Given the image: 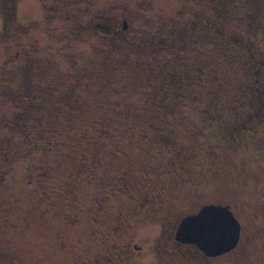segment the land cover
<instances>
[{
  "label": "rangeland",
  "instance_id": "374dc122",
  "mask_svg": "<svg viewBox=\"0 0 264 264\" xmlns=\"http://www.w3.org/2000/svg\"><path fill=\"white\" fill-rule=\"evenodd\" d=\"M223 1L98 0L106 17L120 22L128 16L133 29L127 36L143 40L121 49L114 33L74 36L73 22H47L42 18L44 3L56 0H20L17 19L27 22L28 33L0 43V119L21 112V104L12 99L14 91L34 93L37 105L46 87L56 91L41 107L28 111L32 129L26 128V138L21 140L15 132L7 139L13 153L23 144L24 155L5 161V172L0 173V226L8 231L0 236V253L21 257L17 264H40L45 254H52L55 264H82L76 253L94 256L95 235L72 224L74 217L94 229L97 223L86 221L85 210L93 207V200L107 196L106 183L112 184L108 179L125 174L126 182L146 180L149 167L126 175L124 165L118 168L110 153L112 147L143 140L156 154L161 179L173 189L170 217L185 216L207 201L227 203L242 223L243 237L241 246L220 263L264 264V150L242 141L225 143L232 116L218 108L225 102L245 107L253 101L254 84L264 86V0H225L240 8L233 11L219 9ZM82 6L85 15L92 10L88 3ZM210 21L211 26L205 25ZM146 36L160 46L153 48ZM256 40L261 52L244 47V42ZM22 47L26 52L19 58L3 63L8 51ZM170 104L175 108H167ZM205 106L208 109L202 110ZM222 147L227 158L213 170L209 154ZM98 157L105 161L98 169L102 183L89 180L90 166ZM146 161L145 155H136L138 167ZM76 172L82 176L77 180ZM62 183L73 189L71 196L55 195ZM117 197L107 199L102 215L112 207L118 210L122 201ZM7 205L14 211L6 216ZM43 210L55 219L53 225L70 226L64 246L57 245L63 232L48 228ZM139 215L130 227L120 224L117 240L143 245L142 264H182L179 254L176 259L157 255L163 217ZM110 218L97 228L108 229ZM36 219L38 226L32 227Z\"/></svg>",
  "mask_w": 264,
  "mask_h": 264
},
{
  "label": "flooded vegetation",
  "instance_id": "af4514ba",
  "mask_svg": "<svg viewBox=\"0 0 264 264\" xmlns=\"http://www.w3.org/2000/svg\"><path fill=\"white\" fill-rule=\"evenodd\" d=\"M97 1L98 0H56L54 4L44 3V8H46V10L44 11V14H42V18L51 23H54V21L56 20L64 21L65 23L73 22V25H71V33L74 36L77 34L81 35L84 32L87 34L88 32L93 31L98 32L99 30L103 31L104 33H114L113 38L114 40H117L116 46L121 49L124 44L129 46H137L142 44L143 40H141L140 42L134 37L127 36V34L130 33V30L133 29L128 16L121 17L120 22L111 19V17L108 18L100 10V7L98 5L99 3H97ZM19 3L20 0H2L1 10L4 14L2 15V19L4 22L0 30V43L9 40H15L21 35V33H23V35L28 33L26 25L27 22L17 19V7ZM83 3H88L90 8H92V10L88 11L87 15H85L84 13V7L82 6ZM218 7L219 9H230L231 11L240 9L236 4L227 5V2H225V0L220 5H218ZM22 19H24V17H22ZM33 20L34 22L39 21L38 19ZM212 24L213 21H210V24L209 22L205 23V25L207 26H211ZM196 26V24L192 25L194 30L195 28H197ZM222 28L223 26L221 28L219 27V34H222ZM146 37L151 40V45L153 46V48L160 46L159 42L155 41L153 37ZM245 42L243 44L247 49L251 51L254 50L261 52L262 46L257 43V40L250 43ZM24 49L25 48L22 47V50L17 49L14 52L11 51V53L8 51V55L6 57L7 60H4L3 63L7 64L19 58L22 55V51ZM151 51H154V49H151ZM24 52L26 51L24 50ZM31 70L32 69H28V71ZM55 91L56 89L54 90L50 86L46 87L43 91H41V99H39L38 102L42 105L45 102L44 99L47 100L46 96L49 97L50 94H53ZM11 96L15 102H19V104H21L22 110L19 113H12L10 116L3 115V117L0 119V173L5 172V161L10 162L13 161L16 156L24 155L21 149L23 144H17L16 152H11L12 148L9 146L10 142L7 141L9 135L11 137V135H13V133L15 134L16 132L22 137L21 140L23 138H26V128H28L29 130L32 129L29 128V117L26 118L28 111H32L37 106H40V104H36L37 98L34 96V93L30 91L26 93L14 91L11 93ZM217 97L219 96L217 95ZM251 99H253V101H250L248 105H245V107H236V104L227 102H225V104L220 103L218 105L219 109L230 111L231 114H229L232 116L230 120H227L228 123L232 124V128L230 131V136H227L225 138V143L233 144L242 141L243 143H247L251 148L264 150V86L262 87V85L259 86L254 84V86L252 87ZM167 108L170 109L175 107L174 105L170 104L169 106H167ZM203 109L206 110L208 109V107H202V110ZM213 112H216V110L214 109ZM208 115L209 114L207 113V116ZM215 115L217 116L218 113L216 112ZM224 124L226 123L223 122L222 127L224 126ZM17 147L19 148V150H17ZM108 150L105 148V151ZM110 153L112 154L114 163L119 164L118 168L123 169L121 164L124 165V169L128 171L126 175L131 174L133 170L135 171L138 169L139 171L140 169H143L145 167H149V170L151 169L152 172H148L146 180L139 181L140 183L126 182L127 176H124L125 174H120L119 177H117L118 179L112 178L107 180L112 183H106V185L110 187V189L107 191V196L105 198H98V200L96 201L93 200L92 203H90L93 207H91V209H88V211L85 210L86 221L90 220L91 222L97 223L96 227L93 226L95 227V230L87 228L86 224L83 223L84 220L82 218L78 216L74 217L72 224L78 223L80 224V226H84L82 227V229L85 228L89 231H92L90 235H95L94 240L91 241L93 247L92 250H94L95 248L98 249H95L97 253L94 254V256H90V253L87 252L85 256H81L80 253H76L75 258H78L80 263L142 264L143 261H141V258L145 257L144 246L136 241H133L132 239L128 240L125 238H120L118 241L116 237V235L118 236L119 230L121 228L120 224L124 223L128 227L132 226V218L140 216L139 213L141 212H146V214H149L153 216V218L157 219L163 217L164 223L162 222L161 225L163 227L160 229L161 231L158 235V240L160 242L159 245L162 249L157 253L158 257H165L166 255L170 258L172 257L171 259H176V255L179 254V260L182 264H222L220 262L223 257L232 254V252H234L237 248H239V246H241L240 243L242 242L243 234L241 235L238 246L233 248L231 251L221 253V255L208 256L199 246L190 242L184 243L178 240L176 232L183 218L190 214H197V212L204 205L210 203L219 204L220 202L216 203L214 201H207L203 203L199 208H197V210L189 212L185 216H181L179 218L175 217L172 219L170 217V214L168 213L170 205L172 204L171 202L174 192L172 187L166 183L164 178L161 179V177H163L162 170H160L159 167L154 163L155 157L153 156H156V154L151 151L150 146L145 145L143 140H138L137 142H134L133 145H131V143H128L127 146H116V148L112 147V149H110ZM138 153L146 156V166L138 167V164H136L135 160ZM176 153H179V151H176ZM209 157L212 158V165H209V168L216 170L218 162H220L221 160L224 161L227 158L226 149L222 147L216 150H211ZM104 162L105 161H103V158L101 157H98L94 160L93 164L90 166V173H92V177L89 180H91L92 182L99 181L102 183V180H100L101 175L98 169L100 166H103ZM76 174V180L82 177L78 174V172H76ZM61 185L63 187L56 190L55 195L60 197L71 196L73 189L69 187L70 185L65 183H62ZM122 195H125V199L122 198ZM112 196H118L119 200L121 199L120 201L122 202L119 204L120 207H118L117 211L113 210L114 207H112L111 211L107 210V212H104V214L102 215V209L105 207L107 199L112 198ZM53 203H55V201H53ZM220 204L227 205V203ZM114 206L116 207L117 205ZM94 207H99V209L94 210ZM13 208L14 207L10 205L4 207L3 210L5 215L7 216V214L13 212ZM42 213V219L47 220L48 228L52 230L53 227L56 228L60 233L63 232V234L61 233L60 237L57 238V245L59 246L60 244L62 245V243L64 244V242H66L65 237L67 232V235L69 236L68 229L70 228V226L67 225L66 227V225H61L59 228L53 225L55 219L49 218L47 211L43 210ZM109 215L111 218L107 223V226L110 225L108 229H102L99 227L97 228L98 225H104V220L107 219ZM38 222L39 220L37 219L32 221L31 226H38ZM7 232V229H4L2 226H0L1 237L6 236L8 234ZM91 244L89 243L88 248ZM60 248L64 250V247H59V249ZM5 252L0 253V257H2V259H0V264H17V262L21 260V257H17L13 255V253ZM52 252H54V248ZM41 259L42 260H40V264H55L54 256H52V254H45L41 256Z\"/></svg>",
  "mask_w": 264,
  "mask_h": 264
},
{
  "label": "water",
  "instance_id": "95a60500",
  "mask_svg": "<svg viewBox=\"0 0 264 264\" xmlns=\"http://www.w3.org/2000/svg\"><path fill=\"white\" fill-rule=\"evenodd\" d=\"M176 232L181 242L199 246L208 256L221 255L238 246L242 224L230 205L210 203L187 215Z\"/></svg>",
  "mask_w": 264,
  "mask_h": 264
}]
</instances>
